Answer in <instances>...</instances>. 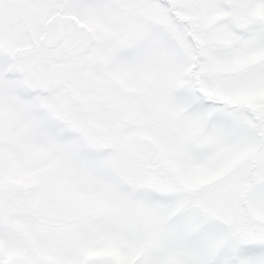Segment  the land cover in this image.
Wrapping results in <instances>:
<instances>
[{
	"label": "snow or ice",
	"instance_id": "1",
	"mask_svg": "<svg viewBox=\"0 0 264 264\" xmlns=\"http://www.w3.org/2000/svg\"><path fill=\"white\" fill-rule=\"evenodd\" d=\"M0 264H264V0H0Z\"/></svg>",
	"mask_w": 264,
	"mask_h": 264
}]
</instances>
